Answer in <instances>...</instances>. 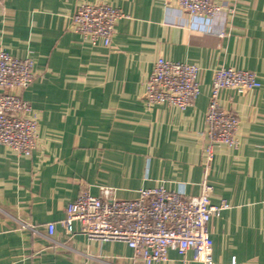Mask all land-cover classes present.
Segmentation results:
<instances>
[{
  "label": "crops",
  "instance_id": "1",
  "mask_svg": "<svg viewBox=\"0 0 264 264\" xmlns=\"http://www.w3.org/2000/svg\"><path fill=\"white\" fill-rule=\"evenodd\" d=\"M82 2L123 14L111 49L72 31ZM218 2L230 12L200 27L162 0H3L0 49L33 60L37 77L21 97L38 131L29 156L0 145V264H129L123 243L89 239L78 225L64 233L60 222L80 189L130 200L162 185L197 197L203 183L212 205H227L208 224L214 264L232 256L264 264V0ZM159 57L200 70V94L184 110L142 102ZM219 68L251 71L260 87L221 92V106L239 119L238 144L214 146L207 162L205 115ZM158 264H182L181 256Z\"/></svg>",
  "mask_w": 264,
  "mask_h": 264
},
{
  "label": "built area",
  "instance_id": "2",
  "mask_svg": "<svg viewBox=\"0 0 264 264\" xmlns=\"http://www.w3.org/2000/svg\"><path fill=\"white\" fill-rule=\"evenodd\" d=\"M162 1L167 6L173 5L200 27L208 26L217 14L230 12L218 0ZM123 17L118 9L107 4L82 2L71 16V28L92 46L101 44L111 49L115 26ZM199 71L192 64L157 58L144 82V106L166 105L184 110L200 94ZM36 77L32 58H15L0 49V145L18 156H29L37 144V118L30 104L21 97V92ZM259 87L257 76L251 71L234 68L213 71L203 132L207 139L204 149L207 162L213 159L214 146L230 149L238 144L239 119L221 106V92H246ZM211 195L212 186L208 183L201 185L197 197L158 185L139 190L137 197L130 200L114 198L109 188H100L99 196H92L82 187L66 207L60 226L68 236L78 225V232L89 239L123 243L132 252L129 264L165 263L172 253L181 256L182 264H214L208 224L227 205L223 202L212 205ZM45 230L48 236L54 235V224L48 223ZM230 264H236L234 256Z\"/></svg>",
  "mask_w": 264,
  "mask_h": 264
}]
</instances>
